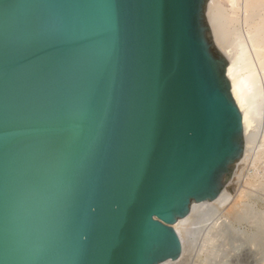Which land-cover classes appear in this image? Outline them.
<instances>
[{"label":"water","instance_id":"95a60500","mask_svg":"<svg viewBox=\"0 0 264 264\" xmlns=\"http://www.w3.org/2000/svg\"><path fill=\"white\" fill-rule=\"evenodd\" d=\"M209 0H0V264L176 261L244 153Z\"/></svg>","mask_w":264,"mask_h":264},{"label":"bare ground","instance_id":"6f19581e","mask_svg":"<svg viewBox=\"0 0 264 264\" xmlns=\"http://www.w3.org/2000/svg\"><path fill=\"white\" fill-rule=\"evenodd\" d=\"M205 13L214 44L228 60L226 74L232 98L242 117L244 153L218 198L210 202L192 203L188 216L173 225L181 240L182 252L178 260L162 264H186L198 236L205 232L203 229L206 225L223 212L224 216L235 221L241 220L239 217H243L242 213L252 214V207L242 200L246 195L239 190L238 181L248 160L255 165L264 156V149L261 150L264 147V134H261L264 128V0H209ZM260 136L262 142L258 146L256 143ZM245 184L252 188L251 182L245 181ZM261 185L259 183L258 188H263ZM235 191L239 192L235 194ZM263 212L255 211L253 215L256 219H253V223L257 221L259 225L256 230L258 240L264 236ZM206 236L205 243L209 240V235ZM260 243L264 245V242Z\"/></svg>","mask_w":264,"mask_h":264},{"label":"rangeland","instance_id":"374dc122","mask_svg":"<svg viewBox=\"0 0 264 264\" xmlns=\"http://www.w3.org/2000/svg\"><path fill=\"white\" fill-rule=\"evenodd\" d=\"M242 27L244 29L245 26L243 25ZM262 130L261 134L263 135L264 128ZM261 137L257 140L256 144L258 146L262 142ZM263 149L264 147L261 148V150ZM261 159L255 165L251 164V160H248L249 163L247 162L246 166L243 165L245 168L242 166L244 169L238 181L239 190H242L246 195L242 200L244 199L243 202L252 207V209L250 208L253 211H251L252 214L249 212L242 213L241 216L243 217H239L241 220L235 221L227 215L224 216L225 212H223L222 215L218 216L219 218H216L217 220L213 219L214 221H211L212 223L210 222L208 226L206 225L205 230L203 229L205 232L202 231L203 233L201 232L202 234L198 236L190 256L185 262L186 264H264V245L262 244L261 246L260 243L264 242V236L258 240L256 230H258L259 225L256 223L257 221L253 223L256 220L253 216L255 211L264 210V156ZM245 181L251 182L253 189L250 187L251 185L245 184V186ZM256 182H259L260 185L263 183L261 185L263 188H258L260 186L259 183L256 185ZM237 192L239 191H235V194ZM262 214L264 216V212ZM206 234L209 235V240L205 243L208 238ZM254 237L255 239H253Z\"/></svg>","mask_w":264,"mask_h":264}]
</instances>
